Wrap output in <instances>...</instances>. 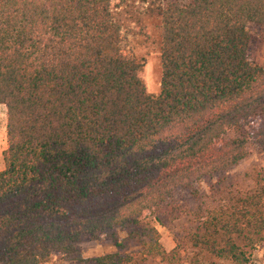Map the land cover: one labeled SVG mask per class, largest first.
<instances>
[{"label":"trees","instance_id":"obj_1","mask_svg":"<svg viewBox=\"0 0 264 264\" xmlns=\"http://www.w3.org/2000/svg\"><path fill=\"white\" fill-rule=\"evenodd\" d=\"M162 1L150 94L112 0H0V264H140L116 234L115 252L79 257L115 229L159 264H252L264 247L263 169L251 186L227 180L252 144L264 153V66L247 30L264 26V0ZM183 192L195 226L165 250L140 223Z\"/></svg>","mask_w":264,"mask_h":264},{"label":"rangeland","instance_id":"obj_2","mask_svg":"<svg viewBox=\"0 0 264 264\" xmlns=\"http://www.w3.org/2000/svg\"><path fill=\"white\" fill-rule=\"evenodd\" d=\"M112 14L121 27V45L126 52L132 54L142 63L141 78L146 91L157 94L160 89L161 62H160V10L164 5L162 0H112ZM250 35L248 55L254 64L264 66V26L248 24ZM5 107L0 104V170L3 168L2 151L6 147L5 137ZM259 169L264 171V153L257 146L251 145L247 156L227 174L229 183L247 187L251 186V179ZM201 191H207V184L199 185ZM187 204L195 207L197 202L188 193H178L157 211L155 214L146 213L140 223V232L154 227L160 235V243L165 250L174 245V238L180 237L195 223L181 213V208ZM112 234L124 238L125 246L122 251L131 253L140 264H159L158 258H146L141 261V246L138 239L128 238L125 230H111L96 239L83 240L78 244V254L81 258L115 252ZM46 264H83L77 259L54 256ZM252 264H264V247L257 246L252 253Z\"/></svg>","mask_w":264,"mask_h":264}]
</instances>
